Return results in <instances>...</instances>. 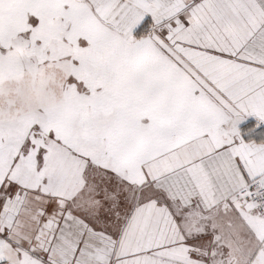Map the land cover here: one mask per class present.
<instances>
[{
    "label": "snow or ice",
    "instance_id": "1",
    "mask_svg": "<svg viewBox=\"0 0 264 264\" xmlns=\"http://www.w3.org/2000/svg\"><path fill=\"white\" fill-rule=\"evenodd\" d=\"M0 264H264V0H0Z\"/></svg>",
    "mask_w": 264,
    "mask_h": 264
}]
</instances>
